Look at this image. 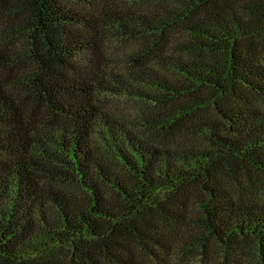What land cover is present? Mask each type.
<instances>
[{"label":"trees","instance_id":"16d2710c","mask_svg":"<svg viewBox=\"0 0 264 264\" xmlns=\"http://www.w3.org/2000/svg\"><path fill=\"white\" fill-rule=\"evenodd\" d=\"M0 264H264V0H0Z\"/></svg>","mask_w":264,"mask_h":264},{"label":"rangeland","instance_id":"374dc122","mask_svg":"<svg viewBox=\"0 0 264 264\" xmlns=\"http://www.w3.org/2000/svg\"><path fill=\"white\" fill-rule=\"evenodd\" d=\"M215 252H216V250H215ZM214 259L217 260L216 257H215V255H214Z\"/></svg>","mask_w":264,"mask_h":264}]
</instances>
